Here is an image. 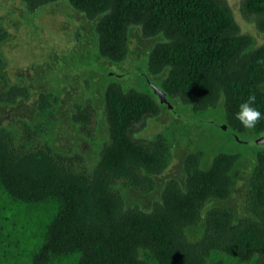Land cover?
Instances as JSON below:
<instances>
[{"label": "trees", "instance_id": "1", "mask_svg": "<svg viewBox=\"0 0 264 264\" xmlns=\"http://www.w3.org/2000/svg\"><path fill=\"white\" fill-rule=\"evenodd\" d=\"M56 1L21 0L31 12ZM67 2L95 20L96 51L106 61L125 58L128 28L139 26L141 38L160 39L147 53L146 75L159 80L165 99L195 113L221 96L224 125L237 136L245 131L236 119L239 105L254 94L262 119L250 130L257 137L264 132V45L252 47L251 38L239 34L223 0ZM239 10L264 34V0H241ZM22 94L1 87L0 104ZM47 97L40 95V111ZM103 98L108 140L91 173L45 142L32 145L37 132L29 126L20 137L0 129V264H264V147L250 175V217L233 225L230 209L209 208L200 241L190 242L184 233L198 224L202 206L229 198L237 155L219 153L202 169L198 154L187 153L184 186L168 179L148 211L124 207L116 184L150 197L169 145L161 137H133L159 112L150 96L110 82Z\"/></svg>", "mask_w": 264, "mask_h": 264}, {"label": "rangeland", "instance_id": "2", "mask_svg": "<svg viewBox=\"0 0 264 264\" xmlns=\"http://www.w3.org/2000/svg\"><path fill=\"white\" fill-rule=\"evenodd\" d=\"M223 1L230 9L239 34L248 35L252 47L264 45V34L256 30L253 19L241 16V0ZM94 24L95 20H89L72 9L67 0L46 4L33 12L28 11L21 0H0V31L3 34L0 41V90L1 87H12L24 94L0 104V129L12 131L20 137L29 126L37 132V137L32 135L29 139L32 145L41 146L45 142L63 160L75 161L77 151L75 148L68 151L67 143L62 139L65 141L67 136L74 135L78 125L81 127V123L74 129L71 125L77 121L74 117L83 115L88 107L86 111L90 113L84 116L88 117L85 123L89 128L85 130H90L93 124L90 136L94 137L88 138L80 156L88 173L96 163L93 149L97 150V155L108 140L103 98L105 86L115 82L122 91H138L156 102L152 87L159 85L157 78L146 75L147 53L160 40L157 36L143 39L139 26H129L128 53L121 62L111 63L96 51ZM41 94L48 96L42 103L44 107L48 106L40 111ZM166 102L173 110L157 103V116L145 118L133 134L135 139L143 140L161 137L169 145L168 164L160 174L152 176L150 197L119 184L115 189L124 207L148 211L165 181L175 179L180 187L184 186L182 159L187 153L198 154L202 169L207 168L219 153L237 155L229 198L204 204L198 224L184 233L186 240L197 242L203 233L204 215L209 208L230 209L233 225L250 217L249 180L255 155L262 147L239 144L234 135L217 128L216 124L225 123L221 96L213 106L195 113L176 98H167ZM237 136L245 141L257 138L248 128ZM93 142L94 148L90 149Z\"/></svg>", "mask_w": 264, "mask_h": 264}, {"label": "flooded vegetation", "instance_id": "3", "mask_svg": "<svg viewBox=\"0 0 264 264\" xmlns=\"http://www.w3.org/2000/svg\"><path fill=\"white\" fill-rule=\"evenodd\" d=\"M88 109L89 108L87 107L86 110H88ZM86 110H84V114L83 115H87L88 116V114L90 112H88ZM73 117H74V114L72 115V118H71L72 120H73ZM74 119H75V117H74ZM74 122L75 123H73L71 125V128L74 129V127H76L78 125V123H81V127L78 125L76 127V131H74L75 134L72 135V136L71 135L70 136H67L66 139H65V141L62 139L63 137L61 139H62V141L64 143H67V146H68L67 149H68V151H71L72 148H75V150L78 153V156H75V160H80L81 159L80 156L84 152V147L87 146L86 143H88V138L91 137L90 136L91 133L93 134V130L91 129V127H93V124L91 125L90 130H85V128L88 127V126L86 125V123L83 120H79L78 119L77 121H74ZM93 137H94V135L91 138H93ZM100 137H102V136L100 135ZM92 144L93 145L90 146V149L92 147L94 148L95 143L93 142ZM93 150H94L93 151V153H94V156L93 157L96 158V161H97L98 153H97V155H95L96 152H97V150H95V148Z\"/></svg>", "mask_w": 264, "mask_h": 264}, {"label": "clouds", "instance_id": "4", "mask_svg": "<svg viewBox=\"0 0 264 264\" xmlns=\"http://www.w3.org/2000/svg\"><path fill=\"white\" fill-rule=\"evenodd\" d=\"M256 96L250 94L248 98L239 105V111L236 113V119L240 121L243 127L251 129L262 119V113L255 107Z\"/></svg>", "mask_w": 264, "mask_h": 264}, {"label": "water", "instance_id": "5", "mask_svg": "<svg viewBox=\"0 0 264 264\" xmlns=\"http://www.w3.org/2000/svg\"><path fill=\"white\" fill-rule=\"evenodd\" d=\"M152 88H153L155 95H156V102L158 104H165L168 107V109L173 110V107L166 102L164 93L161 92L156 87H152ZM216 126H217V128H219V130H221L223 132H227V133L229 132L224 124H216ZM234 138L237 141V143H239V144H243V145H247V146L250 145V146L264 147V132L258 138H256L255 140H252V141L242 140L238 136H235V135H234Z\"/></svg>", "mask_w": 264, "mask_h": 264}]
</instances>
